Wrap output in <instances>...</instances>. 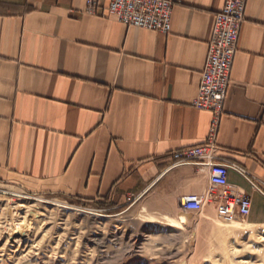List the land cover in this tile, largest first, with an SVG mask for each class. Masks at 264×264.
I'll use <instances>...</instances> for the list:
<instances>
[{
    "label": "crops",
    "instance_id": "crops-1",
    "mask_svg": "<svg viewBox=\"0 0 264 264\" xmlns=\"http://www.w3.org/2000/svg\"><path fill=\"white\" fill-rule=\"evenodd\" d=\"M169 33L126 27L86 0H0V181L32 194L123 206L210 188L175 151L203 144L193 106L225 0H174ZM215 156L264 224V0H246Z\"/></svg>",
    "mask_w": 264,
    "mask_h": 264
},
{
    "label": "rangeland",
    "instance_id": "rangeland-1",
    "mask_svg": "<svg viewBox=\"0 0 264 264\" xmlns=\"http://www.w3.org/2000/svg\"><path fill=\"white\" fill-rule=\"evenodd\" d=\"M109 205L0 181V264H264V224L248 216L151 196Z\"/></svg>",
    "mask_w": 264,
    "mask_h": 264
},
{
    "label": "built area",
    "instance_id": "built-area-1",
    "mask_svg": "<svg viewBox=\"0 0 264 264\" xmlns=\"http://www.w3.org/2000/svg\"><path fill=\"white\" fill-rule=\"evenodd\" d=\"M106 2L101 16L112 15L126 27H138L169 33L174 0H86V11L98 13ZM246 0H225L215 14L207 54L201 71L198 92L193 106L212 113L207 140L198 146L175 151L173 155L182 162H194L208 169L210 188L202 194H186L179 198L183 212H201L205 205L212 206L222 218L247 217L250 212L249 197L233 190L227 181L228 171L244 172L231 162L215 156V134L230 86V72L236 51L241 24L244 21ZM264 196V190L258 189Z\"/></svg>",
    "mask_w": 264,
    "mask_h": 264
},
{
    "label": "trees",
    "instance_id": "trees-1",
    "mask_svg": "<svg viewBox=\"0 0 264 264\" xmlns=\"http://www.w3.org/2000/svg\"><path fill=\"white\" fill-rule=\"evenodd\" d=\"M105 207H103V209H104ZM105 211H107V212H109L108 210H105ZM110 213V212H109Z\"/></svg>",
    "mask_w": 264,
    "mask_h": 264
}]
</instances>
